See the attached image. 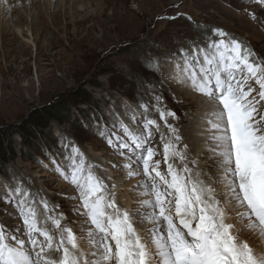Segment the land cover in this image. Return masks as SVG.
<instances>
[{"label": "snow or ice", "instance_id": "1", "mask_svg": "<svg viewBox=\"0 0 264 264\" xmlns=\"http://www.w3.org/2000/svg\"><path fill=\"white\" fill-rule=\"evenodd\" d=\"M249 3L264 8V0ZM204 41L173 53L161 81L201 97L202 111L189 117L199 145L189 142L163 91L145 81L152 102L126 106L130 123L119 114L111 125L93 118L96 135L119 158L111 167L135 180L136 207H122L112 178L61 140L63 159L48 158L75 190L65 199L77 202L79 232L31 180L13 177L0 202L19 223H0V264H264V59L222 29L204 33ZM147 64L162 74L158 60Z\"/></svg>", "mask_w": 264, "mask_h": 264}, {"label": "rangeland", "instance_id": "2", "mask_svg": "<svg viewBox=\"0 0 264 264\" xmlns=\"http://www.w3.org/2000/svg\"><path fill=\"white\" fill-rule=\"evenodd\" d=\"M4 2L6 10L0 4V15L7 11L17 22L12 20V27L4 30L1 22L9 17L0 18V134L13 151L7 161L0 158V192L13 177L31 180L32 190H42L52 204L59 205L57 211L77 232L83 218L72 212L77 202L65 199L76 195L75 190L51 170L48 158L51 153L58 161L63 159L61 140L76 145L89 162L99 165L98 175L112 178L118 186V201L134 202L129 189L135 180L123 179V173L111 167L119 158L96 135L93 118L111 125L114 114H119L130 123L124 114L126 106L138 110L141 102H152L147 81L163 91L167 107L181 118L182 131L187 129L189 142L197 145L196 122L189 117L201 112V97L166 80L161 83L171 67L169 58L181 48L190 52L189 41L206 46L204 33L218 28L264 59V8L249 0H82L78 6L87 12L78 13L83 23L75 26L66 18L67 10L56 9L63 0H52L48 9L49 0ZM29 11L32 20L39 15L35 25L26 20ZM249 12L258 20H252ZM14 26L34 27V44L24 45L26 53L19 51L22 42L9 34ZM50 36L58 38L53 49ZM152 60L159 61L162 74L146 71ZM171 96L178 99L173 104L167 101ZM185 96H193L194 104L181 111ZM7 213L15 214V209L0 202V223L14 227L19 221Z\"/></svg>", "mask_w": 264, "mask_h": 264}, {"label": "bare ground", "instance_id": "3", "mask_svg": "<svg viewBox=\"0 0 264 264\" xmlns=\"http://www.w3.org/2000/svg\"><path fill=\"white\" fill-rule=\"evenodd\" d=\"M65 1L66 0H63V2H61L60 4H58L57 6H56V9H57V11H62V9L63 10H67L68 12H65V16H66V18H68L69 19V23L70 24H73L74 26H75V24H79V22H81V21H83L81 18H77V15H78V13H80V12H82V11H86V8L85 7H81V6H78V4L79 3H81L82 2V0H67V4H65ZM87 1H89V0H87ZM5 3L6 2H4V3H2V5H3V7H4V9L6 10V6H5ZM32 3V2H31ZM51 3H52V0H49V4H48V6H47V9H48V7H50L51 6ZM63 3V5H62V7L60 6L61 4ZM88 3V2H87ZM73 4H76V5H73ZM59 7H61L60 9H58ZM27 11V10H26ZM64 12V11H63ZM87 12V11H86ZM85 12V13H86ZM8 12L7 11H5V13L3 14V15H0V18H5V14H7ZM31 14H32V12H31ZM30 14V11L29 12H27L26 13V15H25V17H26V20H28V19H30V22H31V24L30 25H35L34 23L37 21V19H38V17H39V15L37 16L36 15V17H35V19L34 20H32V18H30L31 15ZM53 14V13H52ZM51 14V15H52ZM61 14H62V12H61ZM55 15V14H54ZM7 17H9V19L7 20L6 18H5V23H3V22H1V19H0V22H1V26H3L2 24H5V26H4V28H2V29H4V30H7L8 29V27L10 26V27H12L11 26V24L10 23H12V20L13 21H15V22H17V19L16 20H14V17L13 16H11V15H9V14H7ZM22 17V16H21ZM84 17V16H83ZM53 21V20H52ZM120 21V20H119ZM15 22H13L12 24H14ZM47 22V21H46ZM64 23V22H63ZM81 23H83V22H81ZM59 25H60V23H59ZM115 25V24H114ZM51 26H53V25H51ZM77 26H79V25H77ZM80 26H81V24H80ZM46 27V26H45ZM34 28V27H33ZM33 28H32V26L31 27H27V28H16L15 26H14V28L11 30V32L9 33V34H11V35H13L14 36V38H17V40H20V42H22V45L20 46V49H19V51L21 52V53H26L24 50H25V48H24V45H32V44H34V43H32V33H33ZM53 28H54V26H53ZM46 29H48V28H46ZM54 30H55V28H54ZM9 31V30H8ZM43 32V31H42ZM46 32V31H45ZM79 32V31H78ZM4 33V32H3ZM6 33V32H5ZM74 33L76 34L77 33V29H75L74 30ZM4 35V34H3ZM2 35V36H3ZM59 36V35H58ZM57 36V37H58ZM51 37V36H50ZM3 38V37H2ZM1 38V39H2ZM74 38V37H73ZM88 38V37H87ZM120 39V38H119ZM57 40H58V38H55V37H51V38H49L48 39V43H49V47L51 48V49H53L52 47L54 46V43L55 42H57ZM80 43V42H79ZM81 46V45H80ZM79 46V47H80ZM70 47V46H69ZM46 51H48V48H46L45 49ZM70 51H72V50H70ZM41 53H42V51H40L39 52V54L41 55ZM76 53V52H75ZM89 55V54H88ZM70 65V64H69ZM175 93H177V92H175ZM178 94H180V93H178ZM185 98H186V101L187 102H184L183 103V105H182V107H180L181 108V111H185L186 109H188V108H190V107H192V105L194 104L193 103V101H194V97L193 96H185ZM175 100H178L177 99V97L176 96H171V97H167V101H171V103L170 104H173L174 102H175ZM179 100H183V97H179ZM193 100V101H192ZM169 104V106H171ZM180 106V105H179ZM178 106V107H179ZM180 108H179V110H178V112L180 111ZM201 108V111H202V107H200ZM173 109V108H172ZM176 111V110H175ZM177 113V112H176ZM193 128L195 129L196 128V126H193ZM194 137H195V143L197 142V146L199 145L198 144V142H200L199 141V138L196 136V135H194ZM109 174V173H108ZM117 185V184H116ZM117 188H118V186H117ZM119 204L122 206V207H125V208H128V209H133V208H135L136 207V204H135V201L134 202H132V200H125V199H120L119 201ZM76 203V202H75ZM76 205V204H75ZM246 239H248V241H249V243L250 244H252L253 246H255L256 244H257V239L255 238V237H253V236H248V238L246 237ZM261 242H264V241H261Z\"/></svg>", "mask_w": 264, "mask_h": 264}, {"label": "trees", "instance_id": "4", "mask_svg": "<svg viewBox=\"0 0 264 264\" xmlns=\"http://www.w3.org/2000/svg\"><path fill=\"white\" fill-rule=\"evenodd\" d=\"M56 116H58V114ZM56 116L54 115V117H56ZM2 139H3V136L0 134V158H2L1 160L7 161L8 159H6V158L12 157L13 151H12L11 147L5 146V143L3 142Z\"/></svg>", "mask_w": 264, "mask_h": 264}]
</instances>
